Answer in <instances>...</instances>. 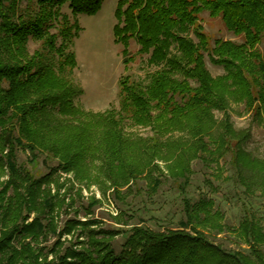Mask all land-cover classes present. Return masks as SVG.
Wrapping results in <instances>:
<instances>
[{
  "label": "trees",
  "instance_id": "obj_1",
  "mask_svg": "<svg viewBox=\"0 0 264 264\" xmlns=\"http://www.w3.org/2000/svg\"><path fill=\"white\" fill-rule=\"evenodd\" d=\"M21 1L0 0V152L8 149L4 156L9 175L0 190V264H264V228L256 215L245 207L238 224L229 226L205 195L196 200L183 196L177 228L132 226L117 252L110 243L116 230L92 227L93 219L67 221L59 234H72L79 225L86 241H79L80 247L71 242L62 253L52 247L47 251L54 258L40 260L43 247L36 243L56 226L39 216L51 212L53 203L37 196L45 177L35 178L14 162V149L20 147L32 158L39 152L55 156L60 162L51 168L74 169L79 175L98 153L110 185L129 186L142 176L152 194L167 176L182 178L178 186L184 192L194 157L214 165L213 176L223 177V160L245 192L259 189L264 197V160L245 150L248 131L234 130L226 112L230 99L243 102L253 119L264 123V50L259 47L264 42V0H117L113 36L122 45V61H130L128 44L133 39L154 68L145 82L122 75L118 109L97 113L74 104L81 89L64 72L75 65L68 47L79 27L60 9L67 4L73 16L93 15L104 0H25L24 6ZM203 10L219 16L241 40L217 38L210 45L198 22ZM190 27L198 42L186 33ZM30 37L41 46L31 54ZM201 47L211 63L223 67V74L211 75ZM53 51L56 67L49 55ZM214 110L224 113L219 122ZM125 119L148 126L151 134L126 133ZM167 160L164 171L157 161ZM206 182L212 187L211 180ZM33 209L39 213L25 222V213ZM223 231L242 239L248 252L226 250L209 238Z\"/></svg>",
  "mask_w": 264,
  "mask_h": 264
},
{
  "label": "rangeland",
  "instance_id": "obj_2",
  "mask_svg": "<svg viewBox=\"0 0 264 264\" xmlns=\"http://www.w3.org/2000/svg\"><path fill=\"white\" fill-rule=\"evenodd\" d=\"M117 0H104L101 8L93 15L77 14L73 16L64 4L61 12L66 14L72 21H76L79 27L72 43L68 47L74 53L75 65L71 72H64L76 87L81 89V93L74 96V104L83 111L92 113L104 112L108 109H118L119 107V79L122 75H128L130 79L141 80L145 82V75L154 67L146 62L147 54L138 52L139 46L133 39L129 40L128 49L132 55L130 61L126 64L122 61V45L115 42L113 36V25L116 23L114 10ZM22 6L25 0L20 2ZM198 22L202 31L209 38L210 45H213L215 39H230L240 41L241 37L235 35L227 29L219 16H210L208 10H203L198 17ZM54 31V29H52ZM194 42H198V37L188 28L186 32ZM60 42L59 37L56 44ZM40 40L29 38L27 41V50L29 54L34 50L40 49ZM261 50H264V42L259 44ZM205 66L212 76H218L224 73L220 65L210 62L207 50L201 47ZM56 67L57 53L53 51L49 54ZM192 85L196 82L190 80ZM231 122L232 128L236 131H248L243 147L254 157L264 160V123L253 119L250 111L245 109L243 102L229 101L226 110ZM216 121L224 117L222 111L214 110ZM123 128L126 133H135L142 136L151 134L148 126L132 124L130 119L123 121ZM217 133V129L215 130ZM62 135L61 141L64 140ZM7 148L0 152L2 158L0 165V190L4 182L8 179V169L5 164V154ZM225 159L230 158L227 153ZM157 161L162 169L166 171L168 162ZM191 174L185 185L184 192H181L178 184L182 182L180 177H166L160 183L156 191L150 194L144 177L140 176L127 185L119 186L117 189L110 185L108 178L103 175L101 170L102 157L96 153L93 158L87 160L84 167L76 175L73 170L62 168H51L57 165L59 159L55 156L39 152L34 158L31 157L28 150L20 147L14 149V162L17 168L27 170L32 176L38 178L45 177V182L41 184L38 191V198L44 196L53 203V210L45 213L46 216H39L43 223L50 219L56 226L55 232L46 230L39 241L38 247H43V253L40 260L45 256L46 261L54 258V253L47 251L54 248L55 252L62 253L64 248L71 242L77 243L80 247L81 242L86 241L84 236L85 229L77 225L72 234L61 233L60 230L66 225L67 221L86 219L96 220L92 227L101 229L116 230L110 243L111 247L117 252L120 250L125 238L130 232L132 226L147 227L152 230H164L167 228H177L183 219V196L196 200L200 195H205L214 201V206L224 213V222L229 226H236L247 207L259 219L264 228V210L262 203L264 197L260 190L256 189L249 193L244 191L243 185L237 181L233 170L228 162L223 160V177L217 178L212 174V166H207L198 158L190 160ZM121 176V172L114 173ZM88 179V181H85ZM211 180L212 187L206 182ZM43 190V191H42ZM12 189L6 192L5 199L10 195ZM25 213V212H23ZM34 209L25 213V222H30L37 215ZM49 229V228H47ZM61 235V236H59ZM209 238L220 243L226 250H242L248 252L247 244L234 233L223 231L217 234L209 235ZM18 236L13 239V245L18 246ZM29 239V238H28ZM60 239L58 246L55 241ZM15 243V244H14ZM264 254V244L260 246Z\"/></svg>",
  "mask_w": 264,
  "mask_h": 264
}]
</instances>
